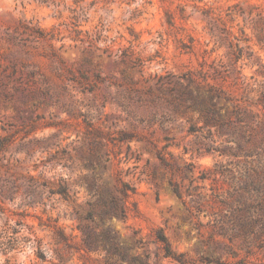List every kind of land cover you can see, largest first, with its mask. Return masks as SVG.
Instances as JSON below:
<instances>
[{"label": "rangeland", "instance_id": "374dc122", "mask_svg": "<svg viewBox=\"0 0 264 264\" xmlns=\"http://www.w3.org/2000/svg\"><path fill=\"white\" fill-rule=\"evenodd\" d=\"M1 138L0 264L115 262L78 224L118 264H264V0H0ZM119 182L126 218L85 219Z\"/></svg>", "mask_w": 264, "mask_h": 264}, {"label": "trees", "instance_id": "16d2710c", "mask_svg": "<svg viewBox=\"0 0 264 264\" xmlns=\"http://www.w3.org/2000/svg\"><path fill=\"white\" fill-rule=\"evenodd\" d=\"M40 36H43L42 33H40ZM81 79H75V77H70V80H74L78 82L79 91L82 93L86 91H93L96 86L95 84H92L91 86H85V82L88 77L87 75L82 72L80 73ZM96 77L101 80L100 75L96 74ZM132 94H134V97L136 100H140L142 97L141 92L137 89H134ZM148 94L152 95V91L150 88H148ZM128 98H131V95H128ZM170 103V101H168ZM206 120L208 118L206 117ZM95 134L99 136L101 133L96 131ZM137 139V135L129 130L120 129L118 131L117 140L119 142H126ZM3 138L0 139V150L3 148L4 145ZM94 142H92V145ZM96 145V143H95ZM100 149L97 147L96 149H91L90 154L88 157H86V167L91 169L92 171L95 170L96 167H100L101 163L99 161L100 159ZM162 159V158H161ZM163 160V159H162ZM62 184L59 185L57 188V191L61 195H67L68 194V184L63 180ZM115 189L119 193V195L114 194L112 191L104 188L103 193L99 194L97 199L93 202L86 201V205L88 208L86 209L84 218L94 222L95 225H99V223H103L105 219H112V218H118L121 220H124L127 215V197L129 195V189L128 186L123 183L119 182ZM173 185V190L176 194H179V190L174 183H170ZM90 191V190H89ZM98 218V221L95 219ZM79 231L81 232V244L84 249L86 250H97L101 248V250L105 253L104 257L107 261L111 259H116L115 262H110V264H118V259L122 260L125 258V255L128 251V248L124 247L118 240L116 232L110 227L105 226L101 227L100 230L94 229L92 226L85 224V225H77ZM156 240L161 243L160 251L163 253V256L169 257L172 256V251L170 244L168 242V239L166 235L162 232V230H158L156 233ZM135 244H137V241H135ZM137 259L136 256L131 257V261H135ZM139 264H150L148 260L140 261Z\"/></svg>", "mask_w": 264, "mask_h": 264}]
</instances>
